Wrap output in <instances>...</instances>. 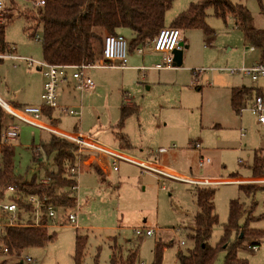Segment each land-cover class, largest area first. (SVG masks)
Instances as JSON below:
<instances>
[{"label": "rangeland", "instance_id": "1", "mask_svg": "<svg viewBox=\"0 0 264 264\" xmlns=\"http://www.w3.org/2000/svg\"><path fill=\"white\" fill-rule=\"evenodd\" d=\"M0 1L5 6L1 24H6L7 44L19 56L44 60L41 41L30 36L35 27L31 18L39 7L30 0ZM199 1L174 0L165 16L166 27ZM231 1L247 8L249 24L264 32V0ZM206 23L211 29L209 33L203 29L184 31L183 62L179 67L173 64L172 69L166 71L152 68L159 55L153 54L150 46L144 47V54H138L136 49L131 50L130 39L124 35L130 51L129 68L89 69L87 73L95 83L93 90L71 94L61 90L59 104L81 106L82 115L65 116L58 109L54 110L53 117L59 120L55 126L69 133L78 131L109 148L185 175L222 179L238 175L255 177L252 172L254 154L256 151L264 153V127L256 123L247 108L238 115L229 106L223 89L230 88L237 76L220 71L240 68L243 50L254 45L245 39L233 15L224 19L208 9ZM37 34L42 36V29L38 28ZM254 47L256 51H247V64L259 61L262 56V48ZM249 82L245 79V83ZM43 84L42 72L35 67L28 68L23 61L4 59L0 63V97L8 104L13 105L11 100L15 96L21 102L41 104ZM134 106L136 111L120 125L122 107ZM10 123L19 129L18 137L11 141L16 173L26 180L35 175L46 180L42 168L32 161V149L47 140L49 133L18 120ZM243 130L246 136L242 138ZM196 143L202 150L195 148ZM160 148L166 152H159ZM201 158L209 159V163L200 167ZM104 162V170L98 166L107 171L103 179L91 167L81 171L79 190L74 193L77 205L57 210L48 230L52 240L44 247L26 249L21 257L2 255L0 264L22 261L26 264V257L34 261L32 264H75L78 235L88 237L81 264H111L112 250L123 264H153L157 244L167 247L163 264H178L177 252H185L193 245L187 234L195 227L197 186L143 171L130 162L119 161L117 171L110 159ZM50 163L48 167L54 170L51 160ZM242 185L260 191L247 195L239 184L207 186L215 191L213 202L219 219L213 228L212 246L224 237L230 204L234 200L246 208L251 220L248 228L264 232V186ZM69 213L77 214L79 229L67 220ZM247 217L239 220L241 228L245 227ZM147 229H153L154 235L140 237L135 233V230ZM234 241L233 234L229 244ZM252 244H258L257 252L250 250ZM243 247L238 251L240 259L249 264H264V236L260 241L245 240ZM131 252L137 253L136 261L129 258ZM225 256L226 251L221 250L215 264H224Z\"/></svg>", "mask_w": 264, "mask_h": 264}, {"label": "trees", "instance_id": "2", "mask_svg": "<svg viewBox=\"0 0 264 264\" xmlns=\"http://www.w3.org/2000/svg\"><path fill=\"white\" fill-rule=\"evenodd\" d=\"M45 4L37 9L31 18L35 22L32 38L38 28L42 29L41 44L44 61L54 65H89L102 59L103 42L106 36L119 34L120 29H128L134 39L131 50L147 46L166 28L165 16L174 0H43ZM213 9L217 17L226 18L233 15L236 24L244 32L245 39L252 45L264 50V32L252 27L249 22L250 13L247 8L234 4L231 0H200L193 3L180 13L170 27L177 28L181 34L185 30L203 29L211 32L206 23L207 10ZM6 24H0V54H5L11 48L5 40ZM4 59L0 58V63ZM255 88L241 87L231 90V107L236 114H241L255 93ZM52 109L44 110V118L52 125L59 120L53 117ZM136 111V107H122L120 125ZM16 120L0 105V202L12 201L19 207L18 221L15 226H8L0 231V242L7 248L9 257L17 256L31 247H44L53 236L48 231L51 219L45 207L38 224L35 222L33 207L27 202L30 195L46 197L45 205L52 204L55 208L71 209L76 207V197L69 192L57 193L59 189H67L76 183L67 175L66 162H75L79 158L77 146L68 140L49 133L40 146L32 149V161L36 163L46 176L45 183L37 175L26 180L16 173V163L11 147L2 144V136L9 123ZM11 124V123H10ZM57 127V126H56ZM78 132V131H75ZM123 148V146H121ZM55 169L50 170V163ZM253 176L264 172V153L254 154ZM98 174L103 179V172ZM13 187L15 192L8 189ZM247 195H254L259 188L240 185ZM214 190L209 187L197 186L196 204L198 211L194 216L192 232L188 239L192 247L187 251L177 252L178 264H215L221 250L226 251L224 264H249L238 257V251L245 240L260 241L263 231L249 229L251 221L246 208L234 200L230 204L228 222L224 228V237L216 246L210 244L213 228L218 224V215L213 202ZM247 217L244 228L239 220ZM6 218V216H5ZM235 235V241L229 244L230 237ZM87 236H77L74 254L75 264H81L87 245ZM167 247L157 244L153 264H163V252ZM0 256H2L0 251ZM129 258L136 261L137 253L131 252ZM124 261L112 250L111 264H123ZM129 263V264H134ZM1 264H6L5 262ZM18 264H23L22 262Z\"/></svg>", "mask_w": 264, "mask_h": 264}, {"label": "built area", "instance_id": "3", "mask_svg": "<svg viewBox=\"0 0 264 264\" xmlns=\"http://www.w3.org/2000/svg\"><path fill=\"white\" fill-rule=\"evenodd\" d=\"M31 3L35 4L36 7H42L45 2L43 0H30ZM34 1V2H32ZM33 4V5H34ZM5 10L4 4L0 1V24L3 20V13ZM36 40L41 41V36L36 35ZM150 46L151 51L159 54L165 55L164 61L162 63L156 64L153 69L156 70H165L172 69V59L170 55L176 51L182 49V38L181 32L177 28L166 27L159 31L158 35L151 42ZM146 46H142L136 49L138 54H144ZM248 52L256 51L254 46H249L243 50V63L240 68L232 69L226 68L221 69V72H229V75H241L249 78L254 84L255 91L252 99L247 105V109L255 117L256 123L264 127V58L255 64L247 65L245 64V56ZM129 46L125 37L121 34L109 35L106 36L103 42L102 49V59L89 65H54L50 64L44 60H36L31 57H22L15 54V50L10 48L9 51L5 54H0L2 59H11L13 61H23L26 63L28 68H37L40 70L44 77L43 89L41 92V104L40 105H25L22 107H15L11 104L6 103L0 97V105L6 110V112L11 115L16 120L27 124L31 127L53 133L57 136H60L69 142L77 146L78 154L80 155L78 160L71 163L66 162L67 175L76 181L74 185L67 189H59L58 194L62 192H69L74 195L75 192L79 190V177L81 171L90 167L91 165L96 164L102 170H104V161L105 159H110L113 163L114 171L118 170L117 163L119 161L130 162L143 171H151L158 175L166 176L169 178L177 179L180 181L187 182L196 186L207 187L213 186L215 184H220L221 181H215L210 179H195L188 178L183 176H175L163 169L160 166L150 164L148 162L136 159L122 153L113 148H109L97 140L85 136L79 132L69 133L63 131L56 126L47 123L44 121V110L52 109L59 110L62 115L65 116H81L82 108L81 106L69 107L59 104L61 89L65 84L74 83V89L77 92L84 93L86 91H91L95 88V83L88 75L87 71L93 68H114L125 70L128 69V55H129ZM137 69H143L138 67ZM245 110V109H244ZM17 125L11 124L4 131L2 136V144L5 146L11 147V141L15 140L19 133ZM245 130L242 131L241 137H245ZM195 148L202 150V147L199 143L195 144ZM159 152H166V149L161 148ZM241 162V161H240ZM205 163H209V159L204 160L201 158L199 160V166L203 167ZM43 182L49 183L47 180ZM233 184H257L264 186V172L260 176L249 177L245 179H234L231 181ZM10 193L15 192L13 187L8 189ZM46 197H41L38 195H30L27 197V202L33 207V214L35 217V222L38 224L42 209L45 207L47 215L50 219H54L57 215V210H68L66 208H55L52 204L45 205ZM77 200V198H76ZM77 205V202H76ZM19 207L15 202L5 201L0 202V231L8 226L17 225L18 221ZM6 216V218H5ZM67 220L74 224L76 229H79L77 224V214L69 213L66 216ZM137 236L149 237L154 235L153 229L144 230H135ZM184 242H181L183 245ZM258 244H252L249 246L250 250L253 252L258 251ZM0 251L2 255H7V248H5L0 242ZM23 252H19L17 257H21ZM26 264H32L34 261L31 258H25ZM24 264V261H22Z\"/></svg>", "mask_w": 264, "mask_h": 264}, {"label": "crops", "instance_id": "4", "mask_svg": "<svg viewBox=\"0 0 264 264\" xmlns=\"http://www.w3.org/2000/svg\"><path fill=\"white\" fill-rule=\"evenodd\" d=\"M118 33L119 34H121V35H126V36H128L129 37V39H130V43L133 41V39H134V35H133V33L129 30L128 31V29H120L119 31H118ZM184 32H182V34H181V38L183 37V34ZM184 40L182 39V49L180 50V51H178L177 52V55H174L173 53L170 55V57H171V59H172V66H173V64H174V66L173 67H175V66H180L181 64H182V62H183V55H184V52H183V48H184ZM186 48H188V46H186ZM16 51V50H15ZM155 52H153V54H154ZM15 54H17L16 52H15ZM155 54H158L159 56L156 58V60H158L152 67H154L156 64H159V63H162L163 61H164V58H165V55H163V54H159V53H155ZM176 57V58H175ZM264 58V50L262 51V56H261V58H260V60L258 61V60H255V61H253L252 62V64H255V63H257V62H260L262 59ZM245 64H247V62H246V58H245V62H244ZM252 64H247V65H252ZM138 67H136V69H137ZM38 71H40V70H38ZM158 71H161V70H158ZM164 71H166V70H164ZM41 72V71H40ZM235 76H237V78L235 79V80H233V82H232V84H231V87L230 88H227V89H223L224 91V93H226V95H228V103H229V106L231 107V103H230V99H231V90L233 89V88H241V87H250V88H254L255 87V84L249 79V78H247V77H244V76H241V75H235ZM245 79L247 80V79H249V83H245ZM73 83V82H72ZM72 83H70V84H65L63 87H62V91L64 92H66V91H68V93L69 94H71L72 92H74L75 91V89H74V83L72 84ZM42 88H43V86H42ZM61 95V94H60ZM12 103H13V106H15V107H22V106H25V105H34V104H30L29 102H21V100L20 99H17V97L15 96L14 98L12 97ZM12 105V104H11ZM38 105H40V104H38ZM232 108V107H231ZM161 149V148H160ZM200 157H202V156H200ZM96 164H94V165H92V166H90L89 168L90 169H94L97 173H98V170L100 169L97 165L95 166ZM93 167V168H92ZM163 169H165L166 171H168L169 173H171V174H173V175H177V176H183V177H188V178H195V179H210V180H215V181H221V183L220 184H223V183H225V184H233V183H231V181H233L234 179H245L246 177H241V176H237V178H234L233 176H231V177H228V178H226V179H222V178H199V177H195V176H189V175H185L184 173H182V172H179V171H176V170H170L169 168H167V167H162ZM101 170V169H100ZM102 171V170H101ZM103 172V178H104V176L106 175V173H107V171L105 172V171H102ZM102 178V177H101ZM247 178H249V177H247ZM238 185V184H237ZM240 185H242V184H239V186ZM264 193V192H263ZM52 227V225L50 224L49 226H48V230L50 229Z\"/></svg>", "mask_w": 264, "mask_h": 264}, {"label": "water", "instance_id": "5", "mask_svg": "<svg viewBox=\"0 0 264 264\" xmlns=\"http://www.w3.org/2000/svg\"><path fill=\"white\" fill-rule=\"evenodd\" d=\"M180 51V50H176L173 52L174 55H177V52ZM176 58V57H175Z\"/></svg>", "mask_w": 264, "mask_h": 264}, {"label": "bare ground", "instance_id": "6", "mask_svg": "<svg viewBox=\"0 0 264 264\" xmlns=\"http://www.w3.org/2000/svg\"><path fill=\"white\" fill-rule=\"evenodd\" d=\"M173 175V174H172ZM175 176H177V175H175ZM179 177V176H178Z\"/></svg>", "mask_w": 264, "mask_h": 264}]
</instances>
